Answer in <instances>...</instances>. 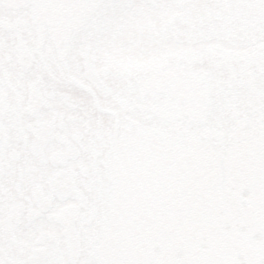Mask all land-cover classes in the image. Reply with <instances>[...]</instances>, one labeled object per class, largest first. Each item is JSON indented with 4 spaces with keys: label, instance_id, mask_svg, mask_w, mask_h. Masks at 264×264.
Listing matches in <instances>:
<instances>
[{
    "label": "snow or ice",
    "instance_id": "1",
    "mask_svg": "<svg viewBox=\"0 0 264 264\" xmlns=\"http://www.w3.org/2000/svg\"><path fill=\"white\" fill-rule=\"evenodd\" d=\"M0 264H264V0H0Z\"/></svg>",
    "mask_w": 264,
    "mask_h": 264
}]
</instances>
